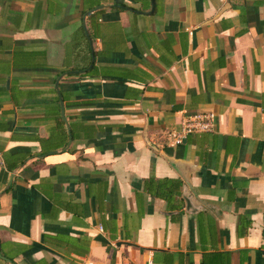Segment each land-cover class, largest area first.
I'll return each mask as SVG.
<instances>
[{
    "label": "crops",
    "instance_id": "0c3cea01",
    "mask_svg": "<svg viewBox=\"0 0 264 264\" xmlns=\"http://www.w3.org/2000/svg\"><path fill=\"white\" fill-rule=\"evenodd\" d=\"M263 229L264 0H0V264H264Z\"/></svg>",
    "mask_w": 264,
    "mask_h": 264
},
{
    "label": "built area",
    "instance_id": "2783aa9c",
    "mask_svg": "<svg viewBox=\"0 0 264 264\" xmlns=\"http://www.w3.org/2000/svg\"><path fill=\"white\" fill-rule=\"evenodd\" d=\"M217 127V117L213 112H196L183 118L180 128L169 133V140L173 144H180L183 139L192 133L214 132ZM101 230L102 228L99 227ZM99 264V263H92Z\"/></svg>",
    "mask_w": 264,
    "mask_h": 264
},
{
    "label": "trees",
    "instance_id": "16d2710c",
    "mask_svg": "<svg viewBox=\"0 0 264 264\" xmlns=\"http://www.w3.org/2000/svg\"><path fill=\"white\" fill-rule=\"evenodd\" d=\"M86 29V28H85ZM88 34V38L91 40L92 38V33H90L89 29L85 30ZM84 33L86 34V32ZM88 66V65H87ZM87 66H84L82 69H85ZM61 122H63L61 120ZM155 182L156 187L152 189V192L157 195L162 197L163 199L166 200V202L170 205L171 209H180L182 206L180 203H178L177 196L180 193V187H181V180L179 179H163V180H157L154 178H151L149 181ZM264 231V229H263Z\"/></svg>",
    "mask_w": 264,
    "mask_h": 264
},
{
    "label": "water",
    "instance_id": "95a60500",
    "mask_svg": "<svg viewBox=\"0 0 264 264\" xmlns=\"http://www.w3.org/2000/svg\"><path fill=\"white\" fill-rule=\"evenodd\" d=\"M151 6H152V9L154 8V0H151ZM98 7H103L102 5L101 6H98ZM84 29H85V26H83ZM89 43L91 44L90 40H89ZM93 60H94V57L92 55V63H93ZM92 63L90 64L89 68L91 67ZM60 104H61V114L62 116L64 117V109H63V106H62V100L60 98ZM67 130H68V133H69V141H68V144L70 143L71 141V134H70V128L69 126H67ZM186 189V187H185ZM185 202H186V210L188 212H195L197 209V206L194 201L192 200V198L189 196V193L187 192V194L185 195ZM264 253V251H263Z\"/></svg>",
    "mask_w": 264,
    "mask_h": 264
}]
</instances>
